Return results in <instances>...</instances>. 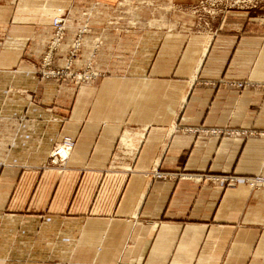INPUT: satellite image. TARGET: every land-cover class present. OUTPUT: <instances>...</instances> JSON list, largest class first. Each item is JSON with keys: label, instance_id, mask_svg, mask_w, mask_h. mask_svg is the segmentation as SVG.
Masks as SVG:
<instances>
[{"label": "crops", "instance_id": "0c3cea01", "mask_svg": "<svg viewBox=\"0 0 264 264\" xmlns=\"http://www.w3.org/2000/svg\"><path fill=\"white\" fill-rule=\"evenodd\" d=\"M78 1L0 0V215L37 219L16 220L22 260L0 264H264V186L246 182L264 178V17L189 33L163 4ZM78 12L74 70L97 78L41 79L52 21ZM65 137V169L44 168Z\"/></svg>", "mask_w": 264, "mask_h": 264}, {"label": "rangeland", "instance_id": "374dc122", "mask_svg": "<svg viewBox=\"0 0 264 264\" xmlns=\"http://www.w3.org/2000/svg\"><path fill=\"white\" fill-rule=\"evenodd\" d=\"M151 2L153 4H156V9L160 11V6L163 4V9L167 11L168 15V21L169 23L173 24H179L184 31L193 33L197 31H203V30H209V28L215 24L217 19L226 11H247L252 16L257 17H264V0H86V1H78L77 4V10H80L82 8H86L89 11L91 9H96L98 7H105L108 8H121V9H128V8H139L140 10H143L145 7L151 8ZM80 8V9H79ZM162 8V7H161ZM84 11V13L86 12ZM82 13H74V15L71 18V22L74 23L72 26L68 25V16L67 14L56 17L55 20L64 18L65 19V37L67 33V29L70 30V32L73 33V40L71 43L70 48L71 49L73 42L75 40V37L77 39V36L79 35V31L83 28H86V32L82 35L81 40V46L79 48L78 54L76 59L78 58L82 45L84 36L88 32V24L89 21L85 19V14ZM90 17H88L89 19ZM79 23V24H76ZM51 24L52 28V36L49 44L47 45L45 51L41 55L40 63L37 64V75L41 79L45 80H56L59 82H63L60 78H52L45 76L43 72V66L42 63L44 61V58L47 54L48 48L53 40V26ZM86 26V27H84ZM65 39V38H64ZM64 41V40H63ZM63 43V42H62ZM61 47V46H60ZM60 49V48H59ZM59 49L55 56V61L53 60L51 64V69L59 70L64 67L65 60L62 63V66L59 67L56 65L57 60V54L59 52ZM96 50V49H95ZM95 50L92 52L91 58H94ZM68 53V52H67ZM75 59V61H76ZM75 64V62H74ZM90 66V72L93 75L92 79L80 82L78 84L90 82L97 78V74L93 71V64L91 61L85 66ZM85 68L81 71H75L74 66L72 68L73 72L75 73H82L84 72ZM50 70V69H49ZM73 82V81H72ZM75 84H77L74 81ZM238 87V86H237ZM71 140L73 142V146H67L65 144L66 140ZM74 147V141L71 138L65 137L63 138L58 144L54 145L51 149L50 156L48 159V162H46L44 168L46 169H57L59 171H63L65 169L68 155L70 151ZM10 163V162H9ZM17 163V162H11ZM24 163V162H22ZM2 164H5V162H0V166ZM0 220H9L8 223L3 224V226H0V258L2 256H6L10 254V258L14 260H22L23 255L22 251L19 249V243L23 242V236H22V224H17L16 220H37L36 219V213H33L31 210H23L21 212L17 211H11L4 212L3 215H0ZM15 220V221H13ZM18 236V237H17ZM29 241V242H28ZM28 243H32L31 240H26ZM18 248V249H16ZM18 250L21 252L19 253ZM21 255V258H17Z\"/></svg>", "mask_w": 264, "mask_h": 264}, {"label": "built area", "instance_id": "2783aa9c", "mask_svg": "<svg viewBox=\"0 0 264 264\" xmlns=\"http://www.w3.org/2000/svg\"><path fill=\"white\" fill-rule=\"evenodd\" d=\"M52 26H53V31H54L53 40L48 48L47 54L42 63L43 72L45 73L44 75L47 77H52V78L58 77L62 81H66V80H70L73 82L75 81L77 84L80 82H84V81L92 79L93 75L90 72V66H87L84 72L82 73H75L72 70L75 59L79 51V48L81 46L82 35L86 32V28H83L79 31V35L77 36V39L75 37L73 45L67 53L65 65L61 69V71L51 69V64L53 60L55 61L56 53L58 49L60 48V46L62 45V42L65 38V30H66L65 19L61 18V19L55 20ZM242 86L243 85H238L239 88ZM65 144L70 147L73 146V142L69 139L65 141ZM237 181L238 180L236 178L225 179V182L230 186L236 183ZM246 182L253 188L264 186V178L262 177L249 178L248 180H246Z\"/></svg>", "mask_w": 264, "mask_h": 264}, {"label": "bare ground", "instance_id": "6f19581e", "mask_svg": "<svg viewBox=\"0 0 264 264\" xmlns=\"http://www.w3.org/2000/svg\"><path fill=\"white\" fill-rule=\"evenodd\" d=\"M263 178V177H262Z\"/></svg>", "mask_w": 264, "mask_h": 264}]
</instances>
